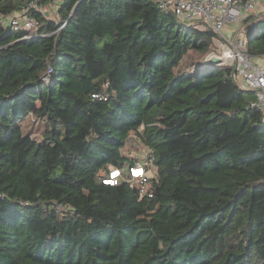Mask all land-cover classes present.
<instances>
[{
    "label": "trees",
    "instance_id": "obj_1",
    "mask_svg": "<svg viewBox=\"0 0 264 264\" xmlns=\"http://www.w3.org/2000/svg\"><path fill=\"white\" fill-rule=\"evenodd\" d=\"M33 1L0 0V264H264V123L228 68H201L213 33L158 0H61L37 33L5 25ZM242 26L263 56L264 13ZM132 133L151 195L99 179L139 163Z\"/></svg>",
    "mask_w": 264,
    "mask_h": 264
},
{
    "label": "built area",
    "instance_id": "obj_2",
    "mask_svg": "<svg viewBox=\"0 0 264 264\" xmlns=\"http://www.w3.org/2000/svg\"><path fill=\"white\" fill-rule=\"evenodd\" d=\"M165 11H172L182 21L190 24L194 29L213 33L212 45L208 57L221 60L218 66L201 67L209 71L219 66L228 68L232 78L242 90L253 91L255 98L250 107L261 112L264 123V64L255 62L247 49V37L242 28L243 19L251 13L262 14L261 3L264 0H158ZM61 0H34L20 12L4 19L6 26L14 30L39 32L40 16L46 17L44 4L56 3L58 8ZM48 18V17H46ZM65 24L58 27L61 29ZM29 34L25 38L34 37ZM216 46V48H215ZM207 58V57H206ZM52 74L49 68L47 78ZM151 165L137 163L134 166L110 169L107 175H100L103 183L116 185L121 179L134 182L142 193L151 195L149 190Z\"/></svg>",
    "mask_w": 264,
    "mask_h": 264
},
{
    "label": "rangeland",
    "instance_id": "obj_3",
    "mask_svg": "<svg viewBox=\"0 0 264 264\" xmlns=\"http://www.w3.org/2000/svg\"><path fill=\"white\" fill-rule=\"evenodd\" d=\"M263 7V12H264V3H261ZM44 11L46 13V17L48 18H56V15L58 14V5L56 3H51V4H44ZM188 24V23H186ZM242 25V23H241ZM244 26H242L243 28ZM244 29V28H243ZM216 48V46H215ZM208 58V55H206ZM204 58V56H200L196 52H191L189 56L186 58L188 61H195L200 58H204L205 60L207 58ZM90 60V66L95 75L99 74L101 72V62L98 59V53L93 52L89 56ZM205 60L202 61L200 64L201 67L202 64H205ZM257 64H264V55L257 57L255 60ZM17 125H19L22 129V132L25 136H31L34 140H36L39 143H44L45 142V132L49 128V122L45 117H39L37 115H29L23 119H21L19 122H17ZM58 129L60 132L64 131V127L62 125L58 126ZM124 154L127 155L130 158L137 159L139 163L145 164L147 162L146 159L149 156L147 153V149L140 143V141L136 138V135L134 133L131 134V138L126 145L124 149ZM150 175H152L150 173Z\"/></svg>",
    "mask_w": 264,
    "mask_h": 264
},
{
    "label": "water",
    "instance_id": "obj_4",
    "mask_svg": "<svg viewBox=\"0 0 264 264\" xmlns=\"http://www.w3.org/2000/svg\"><path fill=\"white\" fill-rule=\"evenodd\" d=\"M221 60L217 57H208L206 60H205V64L202 66L204 67H209V66H218L220 64Z\"/></svg>",
    "mask_w": 264,
    "mask_h": 264
}]
</instances>
